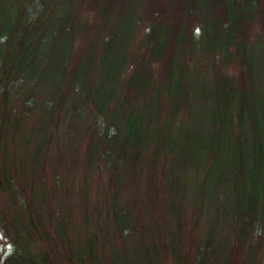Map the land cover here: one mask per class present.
Instances as JSON below:
<instances>
[{"label": "trees", "instance_id": "trees-1", "mask_svg": "<svg viewBox=\"0 0 264 264\" xmlns=\"http://www.w3.org/2000/svg\"><path fill=\"white\" fill-rule=\"evenodd\" d=\"M26 1L30 5L23 17L6 12L0 17V138L5 125L38 113L46 134L62 128L81 138L88 148L86 164L116 166L108 207L115 219L102 222L97 202L89 210L102 239L108 231L113 242L124 245L135 236L137 243L124 248L119 264H206L208 252L226 244L246 261L247 252L263 257L264 0H256L251 10L245 0ZM252 53L261 61L260 88L250 71ZM191 61L213 69L235 90L224 98L192 99V179L203 180L192 198V219L174 225L178 249L164 241L166 232L156 216L135 227L121 222L126 212L119 203L122 194H157L156 181L150 179L156 174L141 171L156 164L155 148L165 131L162 101L178 92V70ZM132 64L128 77L125 70ZM145 81L157 86L155 99L151 91L144 92ZM137 88L143 94L140 108L153 107L158 118L154 143L143 130V114L130 108ZM255 89L260 92L247 97ZM76 163L69 166L71 179L53 192L63 190L71 229L79 224L78 209L92 181L72 179ZM122 169H127L125 179ZM141 175L151 188L134 187ZM233 179L241 181L233 184ZM14 186L0 178V264H108L105 243L98 254L73 255L64 243L65 230L56 235L46 230L59 209L31 196L35 190L29 184L22 193ZM131 202L138 206V199ZM89 210H84L86 217Z\"/></svg>", "mask_w": 264, "mask_h": 264}, {"label": "rangeland", "instance_id": "rangeland-1", "mask_svg": "<svg viewBox=\"0 0 264 264\" xmlns=\"http://www.w3.org/2000/svg\"><path fill=\"white\" fill-rule=\"evenodd\" d=\"M255 2L256 0H245L247 10H251ZM29 5L30 3L26 0H0V17H7L2 14L5 12L16 13L17 17H23L22 14L28 12ZM85 14L88 15L87 17L93 16L91 12ZM111 56H114L113 52L110 53ZM249 62L256 88H260L258 83L259 85L262 83L258 80L261 79L262 70L259 65L261 61L258 55L252 53L249 55ZM133 66L134 64L129 65L125 70L128 77L133 73ZM229 71L234 72L235 67H230ZM176 76L174 83L179 86L178 92L168 94L167 98L162 101L164 108L161 113V126L165 131L163 141L160 138L161 145L155 148L156 164L141 171L146 176L150 173L156 174L150 179L156 181L157 194L150 197L149 202L150 198H129L122 194L119 206L125 208L126 212L123 218L121 216V222L130 227L150 224L154 221L153 217L156 216L157 222L160 221L163 231L166 232L164 241L179 249L177 237L173 236V233L177 235L178 228L174 225L177 222L186 224L188 220L192 219V198L200 186L201 182L198 183V181L203 180L192 179V99L198 96L224 98L235 89L227 88V82L215 76L213 69L192 65V61L187 68L178 70ZM99 87L101 89V86ZM143 87L144 92L151 91L152 97L156 98L157 86H154V83L145 81ZM256 92L260 91L255 89L247 97H255ZM134 93L137 99L134 100V105L131 103L130 108L133 107L134 110L143 114L142 118L146 124L143 130L146 131L148 141L154 143L153 137L156 136L155 129L158 118L152 115L153 107L140 108L143 104V94L140 89H135ZM39 116L36 113L4 126L3 135L0 138V178L9 186L15 183L14 189L20 193H22L21 189L29 184L35 190L34 193L29 192L31 196L33 194V197L38 200L45 199L46 203L59 209L56 213L58 219L46 230L53 235H56L57 230H65L64 243L67 244L73 255L77 257L80 251H84L86 255L94 251L98 254L100 245L105 243L110 252L108 264H119L124 255V248L137 243V240H134L135 236L133 235V240H129L124 245L113 242L110 239L111 232L108 231V236L104 235L102 239L101 235L96 234L97 224H94V215L89 210V206L97 202L101 221L107 222L104 220L105 217L112 218L111 210L108 207L112 205V196L110 195L114 186L111 185L109 179H116V166L100 163V167L97 168L94 165L86 164L88 148L85 144L79 143L81 138L69 135L61 126L60 132L55 134L47 132L46 134L44 126L39 121ZM148 149H153V147ZM73 160H76L77 163L74 173H71L72 179H92V181L86 187L88 196L85 204L78 209L79 224L71 229L66 221L69 214L67 205H62L63 190L56 195L53 192L65 183L66 179H71L68 174L69 166ZM121 172H123L122 179H125L124 173H127V169H122ZM144 175L134 178L142 179V181L133 182L135 188L149 187ZM9 179L13 181H9ZM233 180L235 181L233 184H238L241 181V179ZM131 185L132 181L129 182L130 187ZM76 186L78 187V185ZM132 199H138L136 205H143L141 211H138V206L132 204ZM84 210H89L88 217L85 216ZM115 216L116 214L112 219H115ZM60 218L65 220L62 222ZM19 232V234H24L22 231ZM229 247L230 244H226L213 248L211 253L207 254L206 264H264V256L260 257L258 252L253 253V257L256 256L255 259L252 257L253 251L247 252L249 257L246 261L243 256L231 254ZM127 253L132 254L133 249ZM241 253L243 254L244 250Z\"/></svg>", "mask_w": 264, "mask_h": 264}]
</instances>
